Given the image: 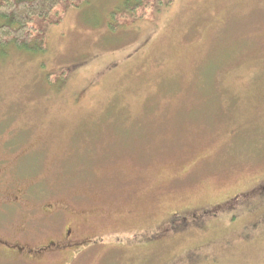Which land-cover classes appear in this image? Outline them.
<instances>
[{
  "label": "rangeland",
  "instance_id": "obj_1",
  "mask_svg": "<svg viewBox=\"0 0 264 264\" xmlns=\"http://www.w3.org/2000/svg\"><path fill=\"white\" fill-rule=\"evenodd\" d=\"M120 7L0 49V223L85 239L28 264H264V0Z\"/></svg>",
  "mask_w": 264,
  "mask_h": 264
},
{
  "label": "trees",
  "instance_id": "obj_2",
  "mask_svg": "<svg viewBox=\"0 0 264 264\" xmlns=\"http://www.w3.org/2000/svg\"><path fill=\"white\" fill-rule=\"evenodd\" d=\"M83 1L0 0V49L6 51L15 49L33 53L44 51L46 49L45 28L48 25L57 24L68 7H75ZM119 1L121 7L113 10L110 16L111 19L118 18L119 24L122 25H127L137 18L145 17L147 10L151 14L156 11L159 12L172 2V0ZM220 206L224 207L226 204ZM207 213L204 214L207 216ZM191 217L194 218L196 215L191 214Z\"/></svg>",
  "mask_w": 264,
  "mask_h": 264
},
{
  "label": "flooded vegetation",
  "instance_id": "obj_3",
  "mask_svg": "<svg viewBox=\"0 0 264 264\" xmlns=\"http://www.w3.org/2000/svg\"><path fill=\"white\" fill-rule=\"evenodd\" d=\"M14 198L15 200L18 199V197ZM220 208L222 207H217L214 212ZM42 209L50 215L55 213L49 212L50 205H44ZM74 230V227L68 225L60 232L55 230L53 236L55 238L36 245H30L28 244L31 243L30 238L25 227H18L11 222L0 223V255H2L0 260L3 258L4 262L8 264H28L41 260L47 261L51 257L59 255H71L82 249L85 243L84 238L73 234Z\"/></svg>",
  "mask_w": 264,
  "mask_h": 264
}]
</instances>
